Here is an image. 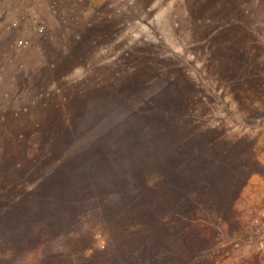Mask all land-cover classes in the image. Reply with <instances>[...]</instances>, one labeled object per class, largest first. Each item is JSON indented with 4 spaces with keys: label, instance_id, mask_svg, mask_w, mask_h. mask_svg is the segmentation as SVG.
<instances>
[{
    "label": "rangeland",
    "instance_id": "1",
    "mask_svg": "<svg viewBox=\"0 0 264 264\" xmlns=\"http://www.w3.org/2000/svg\"><path fill=\"white\" fill-rule=\"evenodd\" d=\"M263 119L264 0H0V264H254Z\"/></svg>",
    "mask_w": 264,
    "mask_h": 264
},
{
    "label": "built area",
    "instance_id": "2",
    "mask_svg": "<svg viewBox=\"0 0 264 264\" xmlns=\"http://www.w3.org/2000/svg\"><path fill=\"white\" fill-rule=\"evenodd\" d=\"M261 136L259 138L261 150L259 152L260 169L257 171V184L254 191L249 192L248 197L257 204V216L255 222L257 232L254 241V251L258 257L264 258V119L261 121Z\"/></svg>",
    "mask_w": 264,
    "mask_h": 264
},
{
    "label": "crops",
    "instance_id": "3",
    "mask_svg": "<svg viewBox=\"0 0 264 264\" xmlns=\"http://www.w3.org/2000/svg\"><path fill=\"white\" fill-rule=\"evenodd\" d=\"M257 181H258V179H257ZM256 184H257V182H256ZM255 188H256V185H255ZM245 213H248L249 211H251V210H254V214H252V215H254V217L255 216H257V204H256V202L255 203H246L245 204ZM244 213V214H245ZM251 216V215H250ZM250 216L248 215L247 216V218H246V220H248L247 222H251V220H249V218H250ZM247 225L248 224H250V223H246ZM247 229V228H246ZM253 231V230H252ZM252 231H251V229L250 230H247L246 232H245V236H248L249 238H247L246 240H245V244L247 245V244H251V243H249V241H251V238L253 237V235L251 234L252 233ZM249 234V235H248ZM251 234V235H250ZM255 236V235H254ZM247 241V242H246ZM245 244L243 245V247H245V250L246 251H248L247 250V247L245 246ZM249 247V246H248ZM244 251V250H243ZM246 253V252H245ZM257 258H258V260L257 259H255V260H253V261H255L254 262V264H264V258H261V257H258L257 256ZM252 261V260H251ZM244 264H251L250 263V260H249V262L248 261H246V262H244Z\"/></svg>",
    "mask_w": 264,
    "mask_h": 264
}]
</instances>
